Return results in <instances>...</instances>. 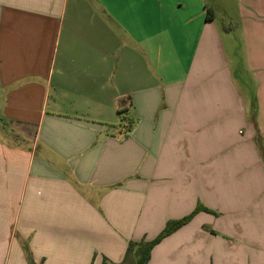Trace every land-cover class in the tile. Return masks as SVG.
<instances>
[{
  "label": "crops",
  "instance_id": "0c3cea01",
  "mask_svg": "<svg viewBox=\"0 0 264 264\" xmlns=\"http://www.w3.org/2000/svg\"><path fill=\"white\" fill-rule=\"evenodd\" d=\"M232 1L221 26L206 0H0V264H119L198 207L147 264H264V0Z\"/></svg>",
  "mask_w": 264,
  "mask_h": 264
},
{
  "label": "rangeland",
  "instance_id": "374dc122",
  "mask_svg": "<svg viewBox=\"0 0 264 264\" xmlns=\"http://www.w3.org/2000/svg\"><path fill=\"white\" fill-rule=\"evenodd\" d=\"M206 1L210 5H214L215 17L221 26L229 25L232 22L235 16V8L232 0H206ZM236 39L237 41H234L232 43L231 35H229L227 48L229 50V54H231L233 58L235 65L238 64L239 66V67L236 66L235 68L238 67V69H240L239 73L236 75L237 79L238 78L241 79L240 74H243L244 82H242L241 84L251 95H253L254 82L249 81L251 80V74L253 72L248 65L247 66L245 65V62L248 63L247 48L246 47L243 48L241 35L237 34Z\"/></svg>",
  "mask_w": 264,
  "mask_h": 264
},
{
  "label": "trees",
  "instance_id": "16d2710c",
  "mask_svg": "<svg viewBox=\"0 0 264 264\" xmlns=\"http://www.w3.org/2000/svg\"><path fill=\"white\" fill-rule=\"evenodd\" d=\"M208 13H210V10L207 11V15ZM200 210L204 209L202 207H198L191 215L179 221L168 222L159 236L152 241L130 242L127 246L123 260L119 264H147L153 246L160 242L166 236L170 235L173 231L177 230L179 227L188 223L195 215V213ZM31 264L35 263L31 261Z\"/></svg>",
  "mask_w": 264,
  "mask_h": 264
},
{
  "label": "built area",
  "instance_id": "2783aa9c",
  "mask_svg": "<svg viewBox=\"0 0 264 264\" xmlns=\"http://www.w3.org/2000/svg\"><path fill=\"white\" fill-rule=\"evenodd\" d=\"M129 132V123L127 121L122 122V127H120V133L126 134Z\"/></svg>",
  "mask_w": 264,
  "mask_h": 264
}]
</instances>
